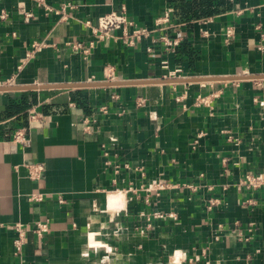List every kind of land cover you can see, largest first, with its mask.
Returning <instances> with one entry per match:
<instances>
[{
    "label": "crops",
    "instance_id": "1",
    "mask_svg": "<svg viewBox=\"0 0 264 264\" xmlns=\"http://www.w3.org/2000/svg\"><path fill=\"white\" fill-rule=\"evenodd\" d=\"M123 10L149 30L170 11L175 52L160 31L134 47L121 31L94 34ZM1 11L0 86L26 89L0 92V264H264V186L239 188L264 181V0H0ZM35 42L47 46L26 61ZM164 60L181 79L220 80L156 83ZM107 82L133 84L47 88ZM78 90L88 110L72 102ZM211 93V109L195 105ZM17 130L30 147L12 141Z\"/></svg>",
    "mask_w": 264,
    "mask_h": 264
},
{
    "label": "built area",
    "instance_id": "2",
    "mask_svg": "<svg viewBox=\"0 0 264 264\" xmlns=\"http://www.w3.org/2000/svg\"><path fill=\"white\" fill-rule=\"evenodd\" d=\"M40 3L42 0H38ZM49 12H55V13H61L62 11L55 10L52 7H47ZM9 14L6 11L0 12V21H5L8 18ZM27 19H31L33 16L31 13L25 14ZM66 16L64 15L62 17V20H65ZM170 19L171 14L170 11H166L164 15L159 17L155 22V29L149 30L147 28L139 27L136 25L134 21H132L128 15L125 13V10L121 12H111L109 14L103 15L98 18L97 25L93 27V32L95 35H97L101 39H109L115 37V31H121V36L118 38L120 39L126 46L128 47H134L139 41L145 38L151 37V34L157 33V32H164L160 39L164 42L166 51L173 53L175 52L176 48L180 44V40L178 38L172 39L167 34V30L170 28ZM87 25H91L89 22ZM234 30L232 27L228 28L226 30V37L227 39L233 37ZM47 44L45 42H35L33 43L32 47L27 51L26 53V61L33 58L38 52H40L44 47H46ZM93 46L91 45L88 48H85L83 43H77L74 46L75 50H78L80 52H83L85 56L89 55L90 48ZM153 50L151 48H148V52H152ZM25 61V62H26ZM162 68L166 71L163 79L169 80V79H181L185 78L183 77V70L180 68L171 69L170 63L167 60H164L162 62ZM11 81H8V85H11ZM218 97V93H211L208 95H199L196 99L195 105L197 107H206V108H212L214 100ZM144 101H140L139 106L143 105ZM44 118V115L35 109H33L29 114V119L32 122H38L41 121ZM12 141L14 143H21L25 147L31 146V141L26 138L25 133L23 130H17L12 135ZM27 169L29 171L30 178L34 180H38L41 178L43 173V166L39 164H33L28 165ZM264 186V181L259 177L255 175H247L242 183L240 184L239 188H245L247 190L255 191L259 188ZM159 189H163L164 186L160 185L158 186ZM39 197L36 195H32L30 197V200H38ZM217 204L216 200H211V205L215 206ZM14 229L16 231V239L14 241L15 246V255L20 256L23 253L24 246L26 243V235H27V227H25L23 224H15ZM50 227H49V221H40L37 222L34 228V232L39 236L42 237L43 235L49 233Z\"/></svg>",
    "mask_w": 264,
    "mask_h": 264
},
{
    "label": "water",
    "instance_id": "3",
    "mask_svg": "<svg viewBox=\"0 0 264 264\" xmlns=\"http://www.w3.org/2000/svg\"><path fill=\"white\" fill-rule=\"evenodd\" d=\"M252 77H233L230 79L233 80H242V79H250ZM220 80L218 78H199V79H172V80H165L162 79L160 81H154L156 83H182V82H192V81H198V82H210ZM151 82V83H154ZM126 84H133L131 82H107V83H92V84H68V85H54L47 88H60V89H78V88H90V87H116V86H122ZM26 88L23 87H12V86H0V92H7V91H21L25 90ZM31 89H45V87H32Z\"/></svg>",
    "mask_w": 264,
    "mask_h": 264
},
{
    "label": "trees",
    "instance_id": "4",
    "mask_svg": "<svg viewBox=\"0 0 264 264\" xmlns=\"http://www.w3.org/2000/svg\"><path fill=\"white\" fill-rule=\"evenodd\" d=\"M71 100L74 104H76L77 107L83 108L84 110H88L89 108L88 98L83 94L81 90L73 92ZM48 109H49L48 106H44L43 113L48 114L50 112V110Z\"/></svg>",
    "mask_w": 264,
    "mask_h": 264
},
{
    "label": "bare ground",
    "instance_id": "5",
    "mask_svg": "<svg viewBox=\"0 0 264 264\" xmlns=\"http://www.w3.org/2000/svg\"><path fill=\"white\" fill-rule=\"evenodd\" d=\"M118 196V195H117ZM119 198H122V197H119ZM112 199V198H111ZM119 202H120V200H119ZM111 203V202H110ZM111 207V206H110Z\"/></svg>",
    "mask_w": 264,
    "mask_h": 264
}]
</instances>
